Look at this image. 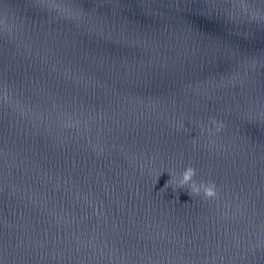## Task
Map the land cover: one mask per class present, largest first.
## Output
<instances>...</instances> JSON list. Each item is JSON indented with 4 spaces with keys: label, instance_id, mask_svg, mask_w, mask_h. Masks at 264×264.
I'll list each match as a JSON object with an SVG mask.
<instances>
[{
    "label": "water",
    "instance_id": "water-1",
    "mask_svg": "<svg viewBox=\"0 0 264 264\" xmlns=\"http://www.w3.org/2000/svg\"><path fill=\"white\" fill-rule=\"evenodd\" d=\"M0 264H264V0H0Z\"/></svg>",
    "mask_w": 264,
    "mask_h": 264
},
{
    "label": "clouds",
    "instance_id": "clouds-1",
    "mask_svg": "<svg viewBox=\"0 0 264 264\" xmlns=\"http://www.w3.org/2000/svg\"><path fill=\"white\" fill-rule=\"evenodd\" d=\"M219 127L217 131H219ZM196 176L195 168L189 166L181 174V178L178 181V187L183 188L185 185L189 186L188 194L192 197L193 195H199L203 192L205 199L215 198L217 196L216 185L212 181H200L194 180ZM169 186V181L166 183L165 187Z\"/></svg>",
    "mask_w": 264,
    "mask_h": 264
}]
</instances>
